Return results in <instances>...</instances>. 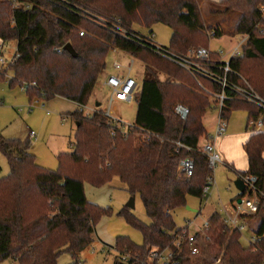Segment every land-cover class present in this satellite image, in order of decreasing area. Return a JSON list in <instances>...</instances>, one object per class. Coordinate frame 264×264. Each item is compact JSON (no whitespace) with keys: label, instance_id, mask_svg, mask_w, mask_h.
Wrapping results in <instances>:
<instances>
[{"label":"trees","instance_id":"1","mask_svg":"<svg viewBox=\"0 0 264 264\" xmlns=\"http://www.w3.org/2000/svg\"><path fill=\"white\" fill-rule=\"evenodd\" d=\"M218 5L226 13L241 12L235 34H248L249 40L231 68L264 98V0H223ZM113 23L127 31H134L135 25L152 30L165 24L173 30L169 48L181 55L208 48L207 31L222 36L219 29L205 28L199 0H0V44L14 42L17 49L13 63L0 68V80L11 69L10 87L26 85L31 101L59 97L78 105L69 114L77 125L73 150L57 155L55 170L38 165L28 143L0 133V152L10 168L0 179V262L58 264L67 252L72 264H81L79 255L92 245L97 221L110 213L88 201L84 184L102 187L118 177L131 196L139 194L151 223L123 209L119 214L141 232L143 243L119 236L114 248L132 257L127 264H158L153 253L175 249L177 235L186 228L177 229L172 212L186 207L187 197L202 199L209 185L212 171L198 147L206 135L203 118L212 106L210 98L193 75L145 45L123 38ZM68 43L74 55L65 51ZM114 51L146 65L133 97L135 127L127 136L108 123L104 110L88 116L83 109ZM177 104L189 109L187 120L176 114ZM226 105L225 118L240 110L248 112L249 123L259 116L256 106L241 101ZM178 141L191 151H178ZM244 150L249 170L240 175L258 177L264 192V130L252 133ZM186 157L195 164L190 181L178 168ZM250 220L257 222L256 240L245 247L243 234L223 225L222 214L212 213L205 230L210 241L197 235L200 253L193 256L191 246L185 245L174 264H214L207 250L215 251L221 264H264V203Z\"/></svg>","mask_w":264,"mask_h":264},{"label":"rangeland","instance_id":"2","mask_svg":"<svg viewBox=\"0 0 264 264\" xmlns=\"http://www.w3.org/2000/svg\"><path fill=\"white\" fill-rule=\"evenodd\" d=\"M218 4V0H199L205 28L208 30L219 29L222 34L219 38L208 36V48L212 52L223 50L227 53L230 48L238 43L237 39L239 36L235 34V29L241 17V12L226 13L224 8ZM151 29L138 25L133 27V30L142 35L152 36L151 39L155 45L170 47L173 35L172 29L162 23L154 25ZM151 32L152 35L150 34ZM15 47L16 44L14 42L5 44L2 47L3 51L0 50V55L3 54L6 59H10L15 54ZM115 52H117V59L121 66L119 72L127 74L125 70L132 66L130 76L140 84L145 78L146 65L131 55H126L119 51ZM114 56L110 54L107 58V67L99 76V81L92 92V97L86 108H84L85 115L91 116L95 110L109 109L111 93L104 85V82L109 75L117 73L116 70L118 69L113 66ZM4 77V80H0V133L5 139H18L21 142L28 143L38 165L50 170L57 169L59 166L57 155L70 153L74 147L77 125L69 114L77 111L78 105L59 97L51 101H45L44 104L40 103L38 99L31 101L22 86L10 87L9 81L13 77L11 69H7ZM201 84L206 89L210 88L202 80ZM198 87L204 96L209 97L199 84ZM210 101L212 106L207 111L204 121L207 131L213 136L216 130V116L218 119L219 112L214 105V100L210 99ZM97 104L100 105L98 108H96ZM112 108L113 114L119 116L124 123L133 124L137 112L134 100L131 103L115 101ZM247 118L248 112L246 110L232 112L227 133L245 132ZM31 131L35 132L36 140H29ZM135 137L138 138L140 136L135 135ZM244 137L245 135L242 134V136L237 138ZM205 143V140H203L202 145ZM224 148L223 152L225 154L226 150L224 151ZM217 151L219 152L218 149ZM229 151L230 155L237 158V167L239 168L241 165L245 167V164H243L244 158H242V152L239 151V148L236 146L230 147ZM219 153L222 154L221 152ZM9 170L8 161L0 152V179L7 177ZM212 177L216 184L212 185L207 199L187 197V206L172 212L177 229L188 227L192 234H196L211 218L212 213L220 211L219 213L223 214L225 208L230 206L232 201L239 196L240 193L236 187L234 174L227 167L218 164L212 173ZM84 187L88 201L100 209H108L110 213L103 215L97 221L94 241L86 251L79 255V260L81 264H121V255L114 248L119 236L128 237L134 244L138 245L143 243V236L136 228L131 227L126 218L119 213L126 209L127 205L133 200L135 201V207L129 210L130 213L149 225L151 219L146 214L144 203L141 201L139 194L131 196L118 177L113 179L110 184L102 187H94L87 182ZM193 210L197 211L193 212ZM255 223L257 224L255 220L250 221L243 231L241 244L245 247L250 245L251 238L254 236ZM206 253L211 258V261H214V264H221V257H216L215 251L207 250ZM72 263L73 259L67 252L62 253L58 258V264ZM0 264H18V261L9 259L0 262Z\"/></svg>","mask_w":264,"mask_h":264},{"label":"built area","instance_id":"3","mask_svg":"<svg viewBox=\"0 0 264 264\" xmlns=\"http://www.w3.org/2000/svg\"><path fill=\"white\" fill-rule=\"evenodd\" d=\"M114 30L123 38L130 39L141 45H145L151 49L157 56L162 57L165 60L178 65L190 75H193L201 87L206 92V95L210 99L214 100L218 115V125L215 130V134L210 137L211 140L222 137L227 131V120L223 117L227 102L241 101L246 104H250L259 108V116L255 121L250 122V128L256 131L264 130V98L250 85L249 81L241 74L232 70L231 62L241 55L243 47L247 45L249 40L248 34L238 35V43L234 45L227 53L223 50L219 52H212L209 48L199 47L191 49L187 54H175L169 47L155 45L150 36L142 35L137 31H127L123 29L118 23H113ZM209 37H215V32L211 31L207 33ZM84 32L80 33L82 37ZM216 38V37H215ZM3 45H0L2 50ZM3 51V50H2ZM62 50H59L61 52ZM16 52L10 59H6L3 54L0 55V68L4 69L13 63ZM115 55L113 60V66L116 69H121V66L117 59V52H112ZM5 66V67H4ZM132 66L125 70L127 74L109 76L106 79L104 85L110 90L111 99L109 101V109L104 110L103 114L108 119V123L113 127L118 126L124 135L135 127L134 123L128 125L124 123L120 117L113 114V103L115 101H122L125 103H131L133 97L138 90L139 83L130 76ZM200 80L210 82L214 88L206 89ZM32 86H36L33 84ZM26 85H22L25 89ZM86 108V106H84ZM83 108V109H84ZM85 111V109H84ZM97 110L92 112L94 114ZM176 114L179 115L181 120H187L189 115V109L181 104H177ZM91 114V115H92ZM30 138L36 140L35 132H30ZM177 150L191 151V148L185 145L183 142L178 141L176 143ZM198 151L203 154L208 160V167H210L212 173L214 172L218 164H222V156L217 152L214 143L210 142L204 146H199ZM195 164L191 157L183 158L179 161L178 168L180 169L183 177L190 181L195 172ZM239 179L245 183V191L240 197L241 203L237 200L231 208L222 214V224L231 228L237 229L243 234L246 225H249L250 217L256 214L258 208L264 203V192L259 187L258 177L252 174H239ZM213 184H216L214 178L211 176L209 179V185L204 187L202 199H207ZM221 214V213H220ZM210 227L207 221L196 234H192L188 227L183 228L181 234L177 235L174 243L175 249H166L165 251H155L153 258L158 264H174L175 258L184 252L186 246H191V254L197 256L200 253V246L197 245V235L201 234L210 241V238L205 235V230ZM254 235V234H253ZM256 238L253 236L250 242H254ZM132 257L129 254H123L120 257L121 263L127 264Z\"/></svg>","mask_w":264,"mask_h":264},{"label":"crops","instance_id":"4","mask_svg":"<svg viewBox=\"0 0 264 264\" xmlns=\"http://www.w3.org/2000/svg\"><path fill=\"white\" fill-rule=\"evenodd\" d=\"M221 1L223 0H218V3H221ZM231 49V48H230ZM229 49V50H230ZM117 73H114V74H111L109 76H114V75H122L123 73L122 72H119V69L116 70ZM108 76V77H109ZM105 83V82H104ZM40 103H43V101L39 100ZM100 105L97 104L96 105V108H98ZM231 114L226 118L227 120V131L226 133L218 138V139H215V140H211L210 137L212 135L209 134V132L207 131L206 129V135L203 136V138H201L200 142H199V146H204L210 142L214 143L215 147H216V150L218 149L219 152H221V156H222V160H223V163L222 165H224L225 167H227L230 172H232L234 174V177H235V182L237 180H239V174L240 173H243V172H247L249 170V166H248V157H247V153L246 151L244 150V145L249 141L250 137L252 136V133H254V130L252 128H250V123L247 121V124H246V131L243 132V131H240V132H231V133H227L229 131V127H230V118ZM119 117V116H118ZM205 118V117H204ZM204 118H203V121H204ZM217 125H218V119H217V116H216V128H217ZM204 126H205V121H204ZM77 128V127H76ZM206 128V127H205ZM249 129H251V131H249ZM76 132V131H75ZM243 132V133H242ZM245 135L244 138H240L238 139L237 137H240L242 136V134ZM256 133V132H255ZM241 134V135H240ZM37 139V137H36ZM29 140H31L30 138V134H29ZM205 140V144L202 145V141ZM238 147L239 148V151L242 152V158H244V163L245 164V167H242V165L238 168L236 163H237V158H235L234 156L230 155V151H229V148L230 147ZM225 147V148H224ZM223 148H224V151L226 150L225 154L223 152ZM30 152H31V149H30ZM218 152V151H217ZM32 153V152H31ZM34 155V154H33ZM240 165V164H239ZM239 191V190H238ZM240 193V192H239ZM240 195L241 193L239 194V196L236 197V199H234L231 203L230 206H228L227 208H231L233 206V204L240 199ZM227 208H225V211L227 210ZM197 210H193V212H196ZM220 212V211H219ZM218 212V213H219ZM257 227V224L255 223L254 225V228Z\"/></svg>","mask_w":264,"mask_h":264},{"label":"water","instance_id":"5","mask_svg":"<svg viewBox=\"0 0 264 264\" xmlns=\"http://www.w3.org/2000/svg\"><path fill=\"white\" fill-rule=\"evenodd\" d=\"M64 48L66 52L68 51L69 53L73 55L75 54L73 47L69 43ZM236 187L241 194L245 191V183L241 181L240 179L236 181ZM239 203H241V200H239ZM127 207L129 209H134L135 201L131 200V202L127 205Z\"/></svg>","mask_w":264,"mask_h":264}]
</instances>
